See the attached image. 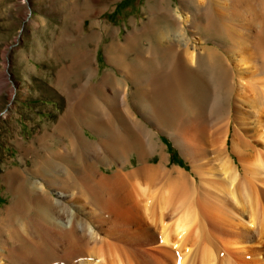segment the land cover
Wrapping results in <instances>:
<instances>
[{
    "label": "bare ground",
    "instance_id": "bare-ground-1",
    "mask_svg": "<svg viewBox=\"0 0 264 264\" xmlns=\"http://www.w3.org/2000/svg\"><path fill=\"white\" fill-rule=\"evenodd\" d=\"M258 2L181 0L176 11L165 14L160 8L167 29L156 44L143 48L135 33L125 45L118 42L122 39L110 45L109 61L122 57L129 73L134 71L132 80L144 91L137 98L146 122L158 132L132 111L129 85L118 76L107 75L98 88L102 99L115 100L119 119L111 115V105L103 106L108 101L95 102L91 82L84 85L82 94L75 93V109L70 107L44 132L48 137L37 140L44 150L50 137L52 144L60 143L57 149L44 157L38 152L33 170H8L12 198L0 210V264H264V15ZM215 37L230 42L225 54L209 46ZM139 45V58L127 62L125 54ZM82 63L86 74L87 61ZM62 74L56 87L62 86ZM189 76L196 90H204L199 98L204 108L198 109L225 120L214 136L199 134L201 142L167 130L202 178L200 192L183 168H168L166 154L161 152L158 165L151 164L160 148L155 146L160 126L153 121L173 118L170 104L151 92L161 98L170 92L171 100L185 97ZM7 82L6 76L0 78V87ZM195 125L191 133L202 132ZM86 128L98 139L88 141ZM209 142L227 175L221 182L209 181L217 174H207L202 169L210 163L199 161ZM131 143L141 148L134 152L139 167L126 172L133 152L126 156L125 150ZM103 166L116 170L107 174Z\"/></svg>",
    "mask_w": 264,
    "mask_h": 264
},
{
    "label": "rangeland",
    "instance_id": "rangeland-1",
    "mask_svg": "<svg viewBox=\"0 0 264 264\" xmlns=\"http://www.w3.org/2000/svg\"><path fill=\"white\" fill-rule=\"evenodd\" d=\"M259 4H261L259 13L264 15V0H260ZM162 6L166 10L165 14L168 10L176 11L181 7V0H0V78L3 76L8 78V82L0 87V210L7 209L11 203L12 195L8 189L9 171L13 169L33 170L35 165L33 158L36 159L38 152L39 156L44 157L47 152L57 149V145H60L56 142L59 141L58 138L54 145L49 137L44 150L40 148L37 140L48 137H43L44 132L51 130L55 124L60 122L65 112L67 113L69 108L73 107L71 104L76 101L75 93L82 94L84 85L89 82L93 84L97 92L95 102L105 104L108 101L106 103L109 104L102 105L105 108L111 105L112 109H109L111 106L107 109L111 111L114 119H119L122 113L119 108L116 112L117 107L113 105L115 100L102 99L100 88H98L107 75L118 76L129 85L131 94L129 105L132 111L137 113L155 132H158L154 129L152 122H146L141 107L142 101L137 98L143 95L144 91L138 89L139 87L132 80L134 71L129 73L131 69L122 61V57H119L120 59L116 57L117 60H114L116 64L111 63L108 52L114 41L122 39L118 42L125 45L127 37H135V33H139V38L143 39V48L148 47L150 42L156 44L159 33L167 29L165 14L161 13V15L159 12ZM154 10L159 14H154ZM104 24L109 27L107 32H103ZM228 42L227 39L215 37L209 46L218 47L217 49L225 54L224 47ZM139 46L138 50L135 49L125 54L129 59L127 62L139 58L137 56L142 51L141 45ZM83 61H87L86 74L81 69ZM61 72L63 73L62 86L56 87L55 81ZM62 91L66 93L63 94ZM153 91L151 93L155 100L170 104L173 118L172 116V119L163 117L161 118L163 121H153L160 126V135L155 142V146L160 145V148H157L159 153L151 164L158 165L161 152L166 154L169 160L168 168L173 171L183 168L191 182L197 184L195 189L197 188L196 190L200 192L199 185L202 183V178L193 173L187 152L177 146L178 144L176 145L167 132L171 129L179 130L181 135H192L193 142L196 139L201 142L199 134L204 135V131H207L208 135L214 136L216 130L225 125V120L206 116V112L202 110L203 102L199 99L204 90L201 92L196 90L192 76L188 77L185 84L183 94L185 97L179 94L177 98L171 100L170 92H165V96L161 98L159 92L155 89ZM75 107L76 105L73 108ZM199 107L202 109H198ZM191 121L197 123L195 126H198L202 132L192 134L191 128L194 127V123H190ZM234 129L235 126H231L230 147L234 138ZM83 134L88 141L98 139L88 128ZM256 140L254 141L262 142ZM131 144L132 147L128 146L125 150L126 156H130L133 152L132 164H128L126 172L139 167L138 154L134 152L140 151L141 148ZM32 145L33 152L30 148ZM203 145L207 146L205 147L207 153H203L204 156L200 155L202 157L199 161L202 160L200 162L203 163L202 165L210 164L202 170L207 174L216 173L217 177L219 174L220 178L216 180L217 177H207V179L211 178L209 181L214 180L215 182L227 179V175L221 169L222 164L218 158L217 147L213 142ZM180 162L182 165L179 164ZM103 167L107 174H113L116 170V167L114 169ZM159 244L160 242H157L156 245ZM85 259L94 262L101 261L95 257Z\"/></svg>",
    "mask_w": 264,
    "mask_h": 264
},
{
    "label": "trees",
    "instance_id": "trees-1",
    "mask_svg": "<svg viewBox=\"0 0 264 264\" xmlns=\"http://www.w3.org/2000/svg\"><path fill=\"white\" fill-rule=\"evenodd\" d=\"M179 164L182 165V162H180Z\"/></svg>",
    "mask_w": 264,
    "mask_h": 264
}]
</instances>
